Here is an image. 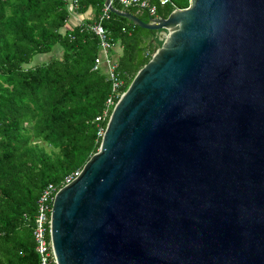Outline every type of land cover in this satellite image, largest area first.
<instances>
[{
    "label": "water",
    "instance_id": "1",
    "mask_svg": "<svg viewBox=\"0 0 264 264\" xmlns=\"http://www.w3.org/2000/svg\"><path fill=\"white\" fill-rule=\"evenodd\" d=\"M52 202L57 264H264V0H189Z\"/></svg>",
    "mask_w": 264,
    "mask_h": 264
},
{
    "label": "trees",
    "instance_id": "2",
    "mask_svg": "<svg viewBox=\"0 0 264 264\" xmlns=\"http://www.w3.org/2000/svg\"><path fill=\"white\" fill-rule=\"evenodd\" d=\"M171 1L161 7L149 0L159 18L189 6V0ZM104 2L78 0L74 12L91 9L93 18L62 32L68 0H0V264H39L32 232L40 194L48 185L60 188L99 149L111 83L103 66L93 70L99 46L89 26L99 22ZM101 23L115 44L125 91L161 47L164 31L139 28L110 12ZM55 45L62 48L59 58L32 64Z\"/></svg>",
    "mask_w": 264,
    "mask_h": 264
},
{
    "label": "built area",
    "instance_id": "3",
    "mask_svg": "<svg viewBox=\"0 0 264 264\" xmlns=\"http://www.w3.org/2000/svg\"><path fill=\"white\" fill-rule=\"evenodd\" d=\"M78 0H70L72 8L77 7ZM115 1L124 9L134 8L138 14H147L150 19H159L157 16V6L149 2V0H111ZM157 5L161 7L173 6L171 0H156ZM109 11L106 7L103 9L102 17L99 22L89 26V31L96 36L99 46V55L94 61L93 70L97 71L100 67H104L108 81L111 83V94L106 100L103 118L106 117L109 111L112 110L116 102L120 99L124 91L122 87L124 81L120 78L118 73V66L115 57L112 55L115 44L111 41L107 31L102 26V19L108 17ZM100 118H98L99 120ZM104 131H100L101 138ZM80 171L67 176L64 179L63 186L73 181ZM60 187V188H61ZM52 185H48L40 194L36 204L35 224L32 232L35 243V253L38 256L39 264H57L53 252L52 243L50 239V213L54 195L60 189Z\"/></svg>",
    "mask_w": 264,
    "mask_h": 264
},
{
    "label": "crops",
    "instance_id": "4",
    "mask_svg": "<svg viewBox=\"0 0 264 264\" xmlns=\"http://www.w3.org/2000/svg\"><path fill=\"white\" fill-rule=\"evenodd\" d=\"M67 9L69 11L70 17L68 19L66 26L62 30V32H65V31L70 30L74 27L80 26L84 22H86L88 20H92V18H93V11L91 9H88L83 14L82 13L78 14V13L74 12V8H72V6L70 5V0H68ZM52 49H55L54 55H52V56L49 55L52 53V50L50 53L46 54L47 56L46 55L45 56L39 55L38 60H40V62H38V63H44L46 61H49V60L54 59V58H59L61 56L62 48L59 45H55ZM32 64H34V63H32Z\"/></svg>",
    "mask_w": 264,
    "mask_h": 264
},
{
    "label": "rangeland",
    "instance_id": "5",
    "mask_svg": "<svg viewBox=\"0 0 264 264\" xmlns=\"http://www.w3.org/2000/svg\"><path fill=\"white\" fill-rule=\"evenodd\" d=\"M160 34V33H159ZM163 34L165 35L166 33L165 32H163ZM54 50L55 49H52V53L51 54H49L50 56H52V55H54ZM45 56V55H44ZM43 56V57H44ZM47 56V55H46ZM38 57H39V55H36L33 59H32V63H34V64H39L38 62H40V60H38Z\"/></svg>",
    "mask_w": 264,
    "mask_h": 264
}]
</instances>
